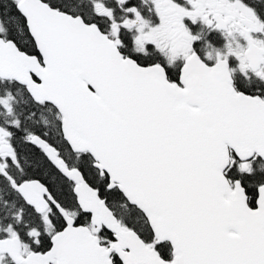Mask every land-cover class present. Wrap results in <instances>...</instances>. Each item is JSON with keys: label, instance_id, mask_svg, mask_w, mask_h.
Wrapping results in <instances>:
<instances>
[{"label": "snow or ice", "instance_id": "1", "mask_svg": "<svg viewBox=\"0 0 264 264\" xmlns=\"http://www.w3.org/2000/svg\"><path fill=\"white\" fill-rule=\"evenodd\" d=\"M0 264H264V0H0Z\"/></svg>", "mask_w": 264, "mask_h": 264}]
</instances>
